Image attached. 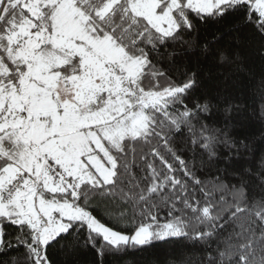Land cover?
<instances>
[{
  "label": "snow or ice",
  "instance_id": "1",
  "mask_svg": "<svg viewBox=\"0 0 264 264\" xmlns=\"http://www.w3.org/2000/svg\"><path fill=\"white\" fill-rule=\"evenodd\" d=\"M144 253L264 264V0H0V264Z\"/></svg>",
  "mask_w": 264,
  "mask_h": 264
},
{
  "label": "trees",
  "instance_id": "2",
  "mask_svg": "<svg viewBox=\"0 0 264 264\" xmlns=\"http://www.w3.org/2000/svg\"><path fill=\"white\" fill-rule=\"evenodd\" d=\"M259 70L260 69L258 66L254 69V71H259ZM154 251H159V250H154ZM91 259L92 257L88 256L86 258L85 264H90ZM128 259L130 262L140 260V261L146 262V264H151L153 260H158V257L153 255L152 253H144V254H140L137 256H130Z\"/></svg>",
  "mask_w": 264,
  "mask_h": 264
}]
</instances>
